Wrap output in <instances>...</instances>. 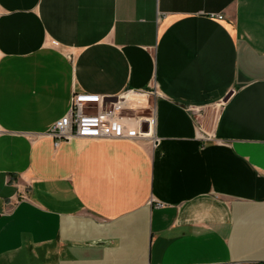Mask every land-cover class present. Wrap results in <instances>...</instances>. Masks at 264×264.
<instances>
[{
    "label": "crops",
    "instance_id": "obj_1",
    "mask_svg": "<svg viewBox=\"0 0 264 264\" xmlns=\"http://www.w3.org/2000/svg\"><path fill=\"white\" fill-rule=\"evenodd\" d=\"M129 90L154 140L49 136ZM0 264H264V0H0Z\"/></svg>",
    "mask_w": 264,
    "mask_h": 264
},
{
    "label": "built area",
    "instance_id": "obj_2",
    "mask_svg": "<svg viewBox=\"0 0 264 264\" xmlns=\"http://www.w3.org/2000/svg\"><path fill=\"white\" fill-rule=\"evenodd\" d=\"M135 93L129 90L113 98L74 93L70 110L48 134L56 145L73 139L154 140L151 129L156 120L153 115H141V109L132 102Z\"/></svg>",
    "mask_w": 264,
    "mask_h": 264
},
{
    "label": "bare ground",
    "instance_id": "obj_3",
    "mask_svg": "<svg viewBox=\"0 0 264 264\" xmlns=\"http://www.w3.org/2000/svg\"><path fill=\"white\" fill-rule=\"evenodd\" d=\"M152 132H153V127H152V129H151V134H152Z\"/></svg>",
    "mask_w": 264,
    "mask_h": 264
},
{
    "label": "rangeland",
    "instance_id": "obj_4",
    "mask_svg": "<svg viewBox=\"0 0 264 264\" xmlns=\"http://www.w3.org/2000/svg\"><path fill=\"white\" fill-rule=\"evenodd\" d=\"M147 113H149V111Z\"/></svg>",
    "mask_w": 264,
    "mask_h": 264
}]
</instances>
